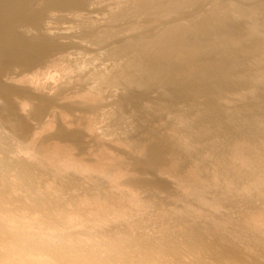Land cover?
<instances>
[{"label":"bare ground","instance_id":"6f19581e","mask_svg":"<svg viewBox=\"0 0 264 264\" xmlns=\"http://www.w3.org/2000/svg\"><path fill=\"white\" fill-rule=\"evenodd\" d=\"M0 264H264V0H0Z\"/></svg>","mask_w":264,"mask_h":264}]
</instances>
